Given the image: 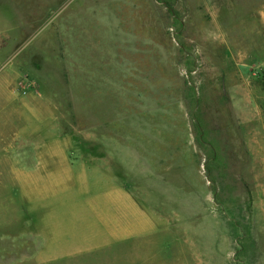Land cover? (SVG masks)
Returning a JSON list of instances; mask_svg holds the SVG:
<instances>
[{
    "label": "rangeland",
    "instance_id": "rangeland-1",
    "mask_svg": "<svg viewBox=\"0 0 264 264\" xmlns=\"http://www.w3.org/2000/svg\"><path fill=\"white\" fill-rule=\"evenodd\" d=\"M249 137L264 156V0H0V264H264ZM170 148L219 216L156 200Z\"/></svg>",
    "mask_w": 264,
    "mask_h": 264
},
{
    "label": "crops",
    "instance_id": "crops-1",
    "mask_svg": "<svg viewBox=\"0 0 264 264\" xmlns=\"http://www.w3.org/2000/svg\"><path fill=\"white\" fill-rule=\"evenodd\" d=\"M176 122V121H175ZM183 123V122H182ZM176 127V128H175ZM173 131L174 129H178V125L171 128ZM186 135L190 137L189 142L184 140V144H189V148L192 144L195 145V140L192 137V133L190 127L186 129ZM185 138V137H184ZM253 137L246 138L244 140L245 144L242 145L240 153H234L230 157V161L232 162L231 165V181L235 182L237 180L236 186L237 191L234 190V193L240 195L241 199L239 198V203H245L244 206L248 201L251 200V193L252 188L248 185L247 175L256 173L257 167L255 163L263 162L262 159L264 158L263 155L260 153H255L253 151L255 143H252ZM188 140V139H187ZM255 141V140H254ZM257 142V141H255ZM259 142V141H258ZM196 147V145H195ZM172 151L169 153V158H159L160 155L155 154L158 162H153V165H157V167L150 168L149 170L153 169L152 171L156 170L158 173L157 175H153V184L149 187L150 191L156 193L157 201H163L169 204V214L176 215L178 212L183 213L184 218L187 217H194L199 218L202 220V213L217 214L218 205L214 201L213 195V186L211 180L207 178L205 171L196 167V172L190 168V170L183 169L184 165L181 162L182 166L179 165L180 162H174L176 156H178V151L175 148H170ZM260 154V155H259ZM166 156V155H164ZM191 156V153L189 157ZM262 158V159H261ZM178 160V159H177ZM176 160V161H177ZM184 161V160H180ZM262 161V162H261ZM148 162V161H146ZM145 162L144 168L148 167V164ZM169 162V164H167ZM245 162L250 164L249 166H242ZM157 163V164H156ZM261 173V168L260 172ZM157 179V180H156ZM160 181V182H158ZM229 183L230 186L235 185ZM204 184V187H201ZM180 186V189H179ZM175 187V189H173ZM178 189H177V188ZM233 187V188H234ZM236 188V187H235ZM249 195V197H248ZM241 205V206H243ZM195 207V208H193ZM181 213V214H182ZM219 216V215H218ZM199 234V233H198ZM201 234V233H200ZM229 235L231 239V247H232V235ZM202 239L201 237H193L192 232L190 233V239ZM183 254H186L185 250H182Z\"/></svg>",
    "mask_w": 264,
    "mask_h": 264
}]
</instances>
